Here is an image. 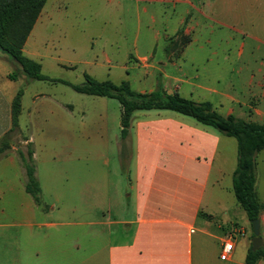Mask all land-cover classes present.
<instances>
[{"label": "crops", "instance_id": "obj_1", "mask_svg": "<svg viewBox=\"0 0 264 264\" xmlns=\"http://www.w3.org/2000/svg\"><path fill=\"white\" fill-rule=\"evenodd\" d=\"M109 2L132 3L138 8V18L147 23L175 24L170 32L164 31L169 33L164 38L159 33L144 37L143 47L129 54L128 71L134 72L127 71L125 81L136 87L134 91L150 93L160 86L168 94L176 93L196 103L208 102L223 117L238 118L233 115L232 106L225 109V104L226 101L239 104V98L228 90L241 83L223 81L222 66L209 62L210 58L198 62L195 55L203 49L191 48L194 43L191 35L200 22L219 18L230 2ZM183 7L188 8L184 13L177 11ZM41 12L35 24L45 19ZM182 26L190 41L177 58L175 50L166 48L167 37L175 36ZM32 30L22 47L23 55L29 59L36 42ZM214 54L216 51L209 55ZM241 72L239 68L234 73L238 76ZM248 77L249 95L257 98L248 107L247 118L253 122L256 117H264L259 108L260 101L264 102L263 70L251 72ZM221 81L224 90L219 89ZM15 95L4 93L0 82V149L3 136L11 128V103ZM25 97L31 100V116L43 117L48 108L54 114V126L23 128ZM70 111L71 107L60 104L55 96L38 91L28 94L27 89L22 92L18 128L9 137L8 148L0 150V226L25 229L26 243L36 247L33 253L37 256L41 248L51 264H245L253 234L247 229V218L238 219L243 222L239 224L235 216L237 207L241 209L232 191V174L237 163L235 139L173 111H136L128 134L120 139L117 136L119 159L115 162L95 159L82 170L73 158L81 149L76 129L65 125V113ZM120 130L121 126L119 133ZM28 149L33 152L41 205H36L25 190L26 175L18 153L26 155ZM94 156L97 157L96 152ZM257 180L256 164L255 190L259 201ZM260 204L261 230L264 203ZM39 213L47 218L57 215L82 221L62 222L59 227L66 230L58 234L51 230L56 226L54 223L46 220L37 223ZM34 226L51 231L43 238L34 232ZM73 226L80 228L72 230ZM233 234L242 238L239 253L235 250L228 260H221L222 246ZM260 236L264 244V232ZM263 263L260 260L256 264Z\"/></svg>", "mask_w": 264, "mask_h": 264}, {"label": "rangeland", "instance_id": "obj_2", "mask_svg": "<svg viewBox=\"0 0 264 264\" xmlns=\"http://www.w3.org/2000/svg\"><path fill=\"white\" fill-rule=\"evenodd\" d=\"M225 1L230 2V6L224 14L208 22L204 20L207 24L200 22L199 28L194 29L191 48L203 49L195 55L198 62L210 58L209 62L222 66L220 73L223 81H236L239 85L241 83L234 90H228L230 95L239 98V104L226 101L225 109L232 106L233 115L249 122L248 107L257 98L249 95L250 88L246 86V82L251 72L262 69L264 74V0ZM162 9L169 11L171 8ZM187 9L183 7L177 11L184 13ZM137 10L132 3L112 4L109 0H47L41 12L45 19L38 21L31 33L36 42L34 52L29 57L40 63L42 73L50 80L78 85L84 82V75H87L96 80H110L118 85L126 80L128 68L131 69L129 54L133 55L134 50L143 47L144 37L159 33L164 38L169 34L164 31L170 32L175 25L164 21L154 24L144 22L142 18H138ZM164 20L169 21V18L164 17ZM184 35L189 38L187 34ZM175 36L167 37V42L177 40ZM214 51L216 54L209 55ZM0 56V82L4 93L16 94L26 89L28 94L38 91L50 97L55 96L60 104L71 107V111L65 113V125L76 129L77 143L81 149L73 158L82 170L95 159L114 162L119 159L116 140L117 136L120 139V107L117 101L82 95L61 82L30 80L23 74L16 79H9L10 74L17 72V67L5 60L3 53L0 52ZM239 68H242V72L237 76L234 72ZM156 78L160 80L159 75ZM130 88L133 91L136 89L132 86ZM219 89L224 90L222 81ZM31 108L30 97H25L21 118L23 128L54 126V114L48 108L43 117L41 114L31 116ZM259 108L264 111L263 100L260 101ZM252 123L264 124V117H256ZM101 143L105 144L103 148L97 146ZM95 152L97 157L94 156ZM256 164L259 201L264 203V149L257 154ZM235 216L239 224L243 222L238 219L246 218L244 211L238 207ZM47 217L39 213L36 221L54 223L56 226L51 230L58 234H63L66 230L59 227L62 222L82 221L72 217L62 219L57 215ZM71 228L74 230L80 227ZM247 229L252 233L250 222ZM33 230L43 238L51 231L46 227L39 229L36 226ZM263 232L264 226L259 230V236ZM26 237L27 233L23 228L0 226V264H51L42 254L41 248L37 256L33 253L36 247L26 243ZM231 239L235 248L233 254L235 250L239 253L242 238L234 235Z\"/></svg>", "mask_w": 264, "mask_h": 264}, {"label": "trees", "instance_id": "obj_3", "mask_svg": "<svg viewBox=\"0 0 264 264\" xmlns=\"http://www.w3.org/2000/svg\"><path fill=\"white\" fill-rule=\"evenodd\" d=\"M47 0H0V52L5 60L17 67V72L10 74L9 79H16L23 74L30 80L51 81L41 71V65L27 58L22 53V47L33 28ZM184 28V26H183ZM181 28L175 39L167 42V50H175L179 57L185 45L190 41ZM189 37V36H188ZM79 94L97 97H107L118 102L121 108L120 136L125 137L132 121L133 113L147 110H169L194 119L196 122L215 129L222 135L235 139L237 144V163L232 174V191L237 204L244 211L247 220L259 219L263 205L259 203L255 190L256 156L264 149V124L245 122L232 115L223 117L213 110L208 102L196 103L180 97L178 94H168L160 86L150 93L133 91L127 81L118 85L110 80L97 81L84 75V82L74 85L61 82ZM22 91H18L11 103V128L3 136L1 151L8 148V139L18 128V118L21 112ZM25 170V190L40 205V188L35 178V163L33 152L28 149L26 155L18 153ZM264 261V244L256 251L249 246L245 264H256Z\"/></svg>", "mask_w": 264, "mask_h": 264}, {"label": "water", "instance_id": "obj_4", "mask_svg": "<svg viewBox=\"0 0 264 264\" xmlns=\"http://www.w3.org/2000/svg\"><path fill=\"white\" fill-rule=\"evenodd\" d=\"M251 228H252V233H253V238L251 240V250L256 251L263 245V240L259 236V230H260L259 219H255L251 221Z\"/></svg>", "mask_w": 264, "mask_h": 264}, {"label": "built area", "instance_id": "obj_5", "mask_svg": "<svg viewBox=\"0 0 264 264\" xmlns=\"http://www.w3.org/2000/svg\"><path fill=\"white\" fill-rule=\"evenodd\" d=\"M234 245L232 243L231 238H227L226 241L224 242L222 249H221V254H220V259L221 260H228L233 252Z\"/></svg>", "mask_w": 264, "mask_h": 264}]
</instances>
